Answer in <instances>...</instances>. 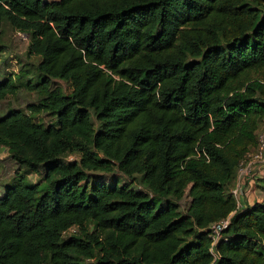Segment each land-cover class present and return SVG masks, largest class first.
<instances>
[{
    "label": "trees",
    "instance_id": "16d2710c",
    "mask_svg": "<svg viewBox=\"0 0 264 264\" xmlns=\"http://www.w3.org/2000/svg\"><path fill=\"white\" fill-rule=\"evenodd\" d=\"M5 23L38 61L0 81L36 95L0 147L43 174L5 185L0 264H264V202L229 191L264 118V0H0Z\"/></svg>",
    "mask_w": 264,
    "mask_h": 264
},
{
    "label": "rangeland",
    "instance_id": "374dc122",
    "mask_svg": "<svg viewBox=\"0 0 264 264\" xmlns=\"http://www.w3.org/2000/svg\"><path fill=\"white\" fill-rule=\"evenodd\" d=\"M28 44V36L22 32L16 31L8 23L3 24L2 32L0 34V81L8 77L9 75H17L19 72L23 75L25 71L28 75H34L35 67L38 59L29 57L26 54ZM54 86H59L65 93L71 91V85L69 82H64L58 79L53 80ZM36 95L30 92L29 89L22 88L15 96L8 97L0 101V115L7 112L8 109L13 108L24 113H27V105L34 102ZM51 116L48 114H40L34 117V121L48 122ZM74 156H69L68 159H72ZM19 171V172H18ZM24 174L27 181L34 183L38 182L42 178L43 171L40 170L37 173H25V171L18 168V165L13 159L10 158L7 148L0 147V196L5 190V185L12 182L16 174ZM105 177L110 175L104 174ZM114 176L118 179L125 180L126 178L118 171L114 173ZM261 180V179H260ZM258 180L254 187L253 193L250 194L249 200L255 196L260 202H264V187L261 181ZM136 187L142 188L143 186L136 182ZM190 198L185 196L179 202V208L182 212H185L188 206ZM72 235H77L76 228L70 230Z\"/></svg>",
    "mask_w": 264,
    "mask_h": 264
},
{
    "label": "built area",
    "instance_id": "2783aa9c",
    "mask_svg": "<svg viewBox=\"0 0 264 264\" xmlns=\"http://www.w3.org/2000/svg\"><path fill=\"white\" fill-rule=\"evenodd\" d=\"M261 178H264V118L257 130L256 145L239 162L233 185L229 190L235 199L236 209H245L255 202H260L255 196L252 200H249V197L253 193L255 183ZM234 212L232 211L227 217L208 226V235L211 240L210 251L213 254L214 260L217 258L214 252L215 245L221 239L223 231L230 224V218ZM73 229L71 228L70 230Z\"/></svg>",
    "mask_w": 264,
    "mask_h": 264
}]
</instances>
